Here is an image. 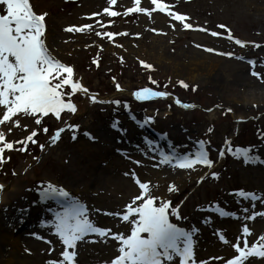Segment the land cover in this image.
I'll return each instance as SVG.
<instances>
[{
  "label": "rangeland",
  "instance_id": "374dc122",
  "mask_svg": "<svg viewBox=\"0 0 264 264\" xmlns=\"http://www.w3.org/2000/svg\"><path fill=\"white\" fill-rule=\"evenodd\" d=\"M201 1L159 0L168 5L166 12L161 13L152 10L155 6L151 0H140L139 5L134 0H116L114 5H109L108 0H29L36 14H47L43 39L49 53L73 68V81L87 92L72 94L76 112L65 110L60 119L49 114L37 126L35 117L21 113L0 125L7 142L22 140L31 131H38L34 138L37 144H29L25 152L6 151V162L0 164V264H46L61 258L63 245L51 235L50 228L40 226V221L53 219L46 208L62 209L55 202L34 203L38 201L37 185L51 183L63 188L87 208L94 225L111 229L110 235H129L131 224L104 213L122 212L139 195L133 173L140 182L150 185L151 195L157 198L156 206L170 201L172 208H178L181 218L170 214L171 223L186 231L197 229L193 236L197 264H227L236 255L233 245L237 237L243 248L244 226L252 231L247 237L249 247L264 236V216L253 220L222 218L213 207L243 217L246 214L241 209L249 208L250 214L251 201L237 203L230 193L243 189L264 194V164H245L242 158L227 152L219 158V150L228 140L233 149L256 146L254 154L264 160V52L253 47L264 41V28L255 17L235 15L226 19L224 14L215 15V8L223 6H217L214 0L205 6ZM137 6L149 14L125 15L128 8ZM105 8L119 14L109 17ZM168 10L189 17L187 22L192 28L184 29L167 15ZM85 25L91 28L79 33L65 31ZM218 25H225L233 39L229 40V31ZM201 28L219 33L220 42L207 43L205 38L212 37ZM97 32L101 35L97 36ZM106 32L116 35L109 39L103 35ZM237 39L251 48L246 61H213L201 55L203 47H211L215 53L243 49L235 44ZM204 55L208 56V52ZM93 60L97 63L93 64ZM248 60L256 62L255 68ZM253 70L259 78L251 75ZM239 75L244 83L238 82ZM181 82L188 87H182ZM145 87L169 95L149 101H137L128 95ZM65 93L67 102L70 89L66 88ZM172 97L195 107L181 109ZM113 100L120 101V105L110 103ZM3 111L0 106V116ZM146 117L152 118L150 124H144ZM114 123L119 130L113 127ZM70 125L77 126L75 132ZM43 127L49 129L47 135ZM60 128L65 131L50 144L52 134ZM85 132L93 139H77ZM146 139L153 142L154 151L148 150ZM200 140L207 143L213 161L210 169L200 165L194 169L156 166L159 151H169L170 145L181 153L194 151ZM81 142L94 147L81 152L76 147ZM41 144L45 145L43 150ZM19 147L22 145L14 144V149ZM134 161H139V165ZM213 172L219 174L218 179L211 178ZM169 185H174L176 191L170 193ZM20 208L29 210L21 215L17 212ZM254 210L264 212V204L258 200ZM12 214L15 222L10 218ZM217 232L228 243H222ZM33 234L44 239H35ZM117 247L113 239L87 236L77 243L75 264H110L118 255ZM172 264H179L178 259ZM243 264H264V257L251 256Z\"/></svg>",
  "mask_w": 264,
  "mask_h": 264
},
{
  "label": "snow or ice",
  "instance_id": "6c2138e0",
  "mask_svg": "<svg viewBox=\"0 0 264 264\" xmlns=\"http://www.w3.org/2000/svg\"><path fill=\"white\" fill-rule=\"evenodd\" d=\"M136 5L140 4V0H134ZM116 0H108L109 5H114ZM155 6L152 10L161 13L166 12L168 5L159 2V0H151ZM104 12L109 17H115L119 13L110 11L108 8ZM147 13V10L142 7H131L127 9L125 15L130 13ZM44 14H36L29 0H0V106L4 111L0 116V125H6L13 117L18 114H24L27 117H35V125L41 126L42 117L49 114L56 119L61 118V113L67 110L75 113L76 107L71 102V95L77 92H87V89L82 88L79 82L73 81V68L66 66L57 59H55L46 47L43 39L46 31ZM167 15L172 20L179 22L184 29L192 28V25L187 21L190 19L185 15L178 14L174 11L168 10ZM219 28L226 29L225 25H218ZM91 28V25L83 27H68L65 31L83 32ZM206 31V29H199ZM227 30V29H226ZM228 39L232 40L230 34ZM97 36L101 33L97 32ZM103 35L111 39L114 33L106 32ZM127 35V33H124ZM210 35L216 37L217 32H211ZM235 44L241 48L245 47L244 42L235 40ZM199 47V45H197ZM253 47L259 48V44H254ZM205 51H214L206 48ZM218 55H225L232 57L233 53H217ZM236 59L243 60V57H236ZM93 64L97 61L93 60ZM247 63L255 68L256 62L248 60ZM145 68H150L149 65L144 64ZM251 75L259 78V73L252 71ZM155 83V81H152ZM181 86L187 88L188 86L181 82ZM166 87V85H165ZM70 89L68 93L69 99L65 102V89ZM119 91V85H117ZM195 91V89H193ZM168 93L165 91H154L151 88L145 87L133 93L137 101H149L156 98H167ZM93 102H97L94 97L91 98ZM100 103H108L109 101H99ZM110 103L120 105V101H110ZM182 108H194L195 105L181 104L179 100L175 101ZM127 109V105H124ZM230 111V110H229ZM151 117H146L144 124H150ZM239 123V122H238ZM144 124L140 126L143 127ZM16 126H19L17 122ZM117 128V123L113 124ZM72 131H76L77 126L70 125ZM44 134L49 133L47 127H43ZM117 130H119L117 128ZM11 131V129H9ZM65 131L64 128L57 129L52 134L50 144L55 143L61 133ZM211 132V129H209ZM89 139H93L87 132L84 133ZM38 136V131L33 130L24 139L14 142H7L4 132H0V164L6 162L4 153L6 151L16 150L25 152L28 150L29 144H37L34 139ZM75 135L73 139H75ZM264 139V135H261ZM148 146L149 151H154L151 140L144 141ZM14 144L22 145V147L14 149ZM41 150L45 145H39ZM119 151V150H118ZM233 155L234 158H242L245 164H264L256 152V146H249L247 148L236 147L232 148L230 141L225 140L224 148L219 150V158H224L225 154ZM159 160L157 165H168L179 169H194L196 165L206 168L213 166V161L209 158L207 150V143L203 140L197 141L195 150L181 153L175 146H169V151H159ZM139 165V161H134ZM15 175V172H13ZM127 175V173L125 174ZM212 179H218V173H211ZM133 179L140 189L139 195L135 196L131 203L125 206L122 212L104 213L105 215H113L123 222L131 224L130 234L125 236L122 233L111 234V229L98 227L88 217L87 208L74 199L63 188H58L51 183L46 185H37L38 201L44 205L46 202H55V204L62 209L56 211L53 208H46V211L51 212L53 219L49 222L42 219L40 221L41 227L50 228L51 235H54L63 245V251L59 260H49L46 264H75L77 243L83 241L87 236H96L101 240L110 238L117 242L118 255L111 260L110 264H172L178 259L179 264H197L194 258V240L193 236L197 229L193 228L186 231L177 227L169 221V215L180 219L178 208H172L170 201H161L159 206H156V199L149 191L150 185L142 183L133 173ZM203 179V178H201ZM200 181H198L199 183ZM0 190L3 186L0 185ZM168 191L175 192V186L169 185ZM237 198V203L243 201H251L252 211L244 207L241 209L243 217L237 216L235 212H227L218 206H213L220 217L230 216L233 219L253 220L256 216H264V212L255 211L256 202L259 200L264 204V194L256 192H246L243 189L230 193ZM137 201L142 203L137 204ZM27 208H20L17 212L21 215L28 212ZM4 211H7L5 209ZM99 211V210H97ZM132 218V219H130ZM23 223V219L20 221ZM218 235L222 243H228L220 232ZM34 235L35 239L43 240L39 235ZM241 235L244 237L243 248L240 247V237H237L236 243L233 245L235 257L227 260V264H243L244 260L251 256L264 257V236L259 237L257 242L251 244L247 237L251 235L247 226L241 228ZM45 243L51 241L44 240ZM89 243H96V240H89ZM71 250V251H70ZM51 254V252L49 253ZM220 259V258H211ZM200 264H210L209 261H201Z\"/></svg>",
  "mask_w": 264,
  "mask_h": 264
},
{
  "label": "bare ground",
  "instance_id": "6f19581e",
  "mask_svg": "<svg viewBox=\"0 0 264 264\" xmlns=\"http://www.w3.org/2000/svg\"><path fill=\"white\" fill-rule=\"evenodd\" d=\"M212 1V0H211ZM211 1L209 0H202L201 4L204 3L205 6L208 5V3H210ZM215 4L217 6L222 5L223 8H215V15L218 14H224L226 15V19H230V17H233L235 15H239L241 18H245V19H249L251 17H255L256 18V23L261 27L264 28V0H214ZM208 31H205V33ZM208 35H210V33H207ZM212 38H205L206 40H208L207 43L211 44L212 42H220L219 39H217L216 37H213L212 35H210ZM252 45V44H251ZM260 47L259 48H255L254 49H258L262 52H264V41L259 44ZM209 48V47H203L202 49L200 48V50L202 51L203 54H201L202 56L208 57L209 59L213 60V61H240V59H236V57H243L244 59L242 61H246V53L248 51H250L251 48L248 47H244L243 49H239L238 51H228L233 53L232 57H228L225 55H218L217 53H228L225 51H219V52H213V51H205L204 49ZM209 49H212L211 47ZM217 51V50H216ZM204 52L207 53L208 52V56L204 55ZM236 63V62H235ZM237 64V63H236ZM239 81L241 83H244V78H240V75L238 76ZM237 82V83H238ZM82 92V94H85V92ZM129 96H133V94L128 93ZM134 97V96H133ZM172 101L175 102L174 98H171ZM77 139H81L85 140L88 139L87 136L84 135V133L79 134V136L77 137ZM76 147H80L81 149L79 151L81 152H85L88 148L94 147L91 145H88L87 143L81 142L80 145H77ZM98 151V150H97ZM78 152V151H77ZM95 153V152H94ZM2 201V199H1ZM2 209H0L1 211ZM11 220L13 222L16 221L15 216L12 214L11 215ZM10 220V221H11ZM6 225H9L8 222H6ZM251 229V227H250ZM250 232H252L251 230H249ZM255 235H256V231H255Z\"/></svg>",
  "mask_w": 264,
  "mask_h": 264
}]
</instances>
